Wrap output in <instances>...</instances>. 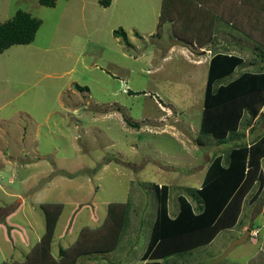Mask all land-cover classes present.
Masks as SVG:
<instances>
[{
    "label": "rangeland",
    "instance_id": "1",
    "mask_svg": "<svg viewBox=\"0 0 264 264\" xmlns=\"http://www.w3.org/2000/svg\"><path fill=\"white\" fill-rule=\"evenodd\" d=\"M53 1L0 0V24L17 11L41 22L32 43L0 53V264L23 258L44 231L41 205L58 203L53 254L83 226L100 225L108 204L128 203L117 249L77 264L141 263L155 216L150 185L170 187L174 216L177 196L189 198L183 189L199 187L209 160L231 145L199 135L206 70L195 62L206 53L178 38L180 24L168 21L157 33L161 0H111L107 8L98 0ZM117 30L129 45L113 36ZM241 37L221 33L222 44L238 46L217 50L246 59L236 73L254 70L253 43ZM263 197L264 183L255 184L236 228L159 264H264V209L254 213ZM251 216L257 243L222 258Z\"/></svg>",
    "mask_w": 264,
    "mask_h": 264
},
{
    "label": "trees",
    "instance_id": "2",
    "mask_svg": "<svg viewBox=\"0 0 264 264\" xmlns=\"http://www.w3.org/2000/svg\"><path fill=\"white\" fill-rule=\"evenodd\" d=\"M247 1L252 8L261 10L253 11L256 14L251 15L253 18L246 22L243 18L246 14L239 12L234 18L233 28L237 34L253 43L251 51L255 58L251 65L254 70L242 71L228 80L237 68L244 65V59L226 52L213 54L208 63L199 124L200 136L213 138L219 144L231 141L234 146L225 157L215 156L210 161L199 187L183 189L189 198L184 194L177 196L178 211L174 216L168 212L170 187L150 185L156 202L155 216L145 251L140 257L141 263L137 264H159L160 261L208 245L221 231L239 224L238 218L246 196L255 184L264 183L260 171V160L264 157V135L244 144L241 142L244 134L238 129L246 122L243 119L245 113L249 111L255 116L264 104V0ZM200 2L207 4L211 1L161 0L157 33L169 21L176 24V28L181 25L183 33L180 30L176 35L184 43L198 47L209 43L213 17L199 14L203 11L198 10ZM260 2L263 4L260 5ZM39 3L47 7L55 5L53 0H39ZM110 4L111 0H98V5L103 8ZM187 21L188 24L185 23ZM40 24V20L30 14L17 11L10 20L0 24V53L12 46L32 43ZM113 36L129 45L123 31H114ZM73 87L80 92L88 91L87 87L77 84ZM127 94L135 93L128 91ZM197 142L203 145L201 137ZM41 208L45 221L39 240L22 259L4 261L2 264H77L81 258L111 255L121 241L129 206L128 203L108 204L101 224L94 228L83 226L75 241L67 248H59L57 255L51 251V242L63 205L44 204ZM252 227L250 230H253Z\"/></svg>",
    "mask_w": 264,
    "mask_h": 264
},
{
    "label": "crops",
    "instance_id": "3",
    "mask_svg": "<svg viewBox=\"0 0 264 264\" xmlns=\"http://www.w3.org/2000/svg\"><path fill=\"white\" fill-rule=\"evenodd\" d=\"M210 1L211 2H208L207 4H205L207 1L205 3L200 2L201 3V6L198 5V10L203 9V11H201L199 14H201L202 16L213 17V19H212V31H213V35L211 37V41L209 43L201 46V47H198L197 46L200 50H203L206 53L204 55L205 57L202 58V61L201 62H195L199 66H202V67L204 66L205 67L206 76H207V70H208L209 60H210V58L212 57L213 54L219 52V51H217L219 48H221V47L226 48L227 47L226 49H228V46H230V48L231 47H234V46H238L235 42H232L230 44L229 43L228 44H225V43L222 44L221 39H220L221 38V33H226V32H234V33H237L236 31H234L235 29L233 28L235 16L238 15L239 12H241V13L243 12L244 14H248L249 11H250L249 14L250 15H253V14H256V13H252L253 11L261 10V8H259V9L252 8L253 6H250L247 3L248 2L247 0H210ZM249 1L251 2L253 0H249ZM262 4H263V2H260V5H262ZM209 13H211V16H210ZM209 20H211V18L208 19V21ZM203 25L205 27V24L202 23V26ZM206 28H208V24L206 25ZM242 38L245 39V40H247V42L250 41L248 38H246L244 36H242L241 39ZM250 43H251V41H250ZM252 46H253V44H252ZM204 48H207V50L204 49ZM208 48H210V49H208ZM239 48L240 49L244 48L246 50L247 47L246 46H240ZM250 49H252V48H250ZM212 50L213 51L216 50V52L214 51L212 53ZM230 52H233V51H230ZM230 52L228 51L226 53L232 54ZM234 55H237V56L241 57L238 54H234ZM241 58H243V57H241ZM243 61L245 63L246 62V59H244ZM236 70H238V68ZM236 70L234 71V73L232 74V76L230 78H227L228 80H231L232 78L236 77L239 74V73H236ZM205 84H206V78H205ZM203 88L205 89V87H203ZM203 95H204V93H203ZM203 99H204V96H203ZM201 107H202L201 108V112H202V110H203V103H202V106ZM243 119L246 120V122L243 123V127L240 126L238 128L239 131H242L243 134H244V136H243L244 139L241 140V142H244V144L245 143L248 144V143H250L252 141H255V140L259 139L260 137H262L264 135V128H262V127L261 128L260 127L258 128V124L264 123V104L260 107V109L258 110V112L256 113L255 116H253L248 111V113H245L244 114ZM247 120H249V122H247ZM227 137H228V134L226 135V138ZM227 143L231 144L230 145V148L232 146H234V142L229 141ZM221 145H224V144H221ZM230 148H229V150H230ZM229 150L228 151L227 150H225V151H223V150L218 151L217 154H215V156L225 157V155L227 153H229ZM215 156L213 158H215ZM212 159H210L208 163H210V161ZM223 160H224V158H223ZM263 160H264V157L260 160V171H261V173L263 175V179H264V173L262 171V162H263ZM207 167H206V169H207ZM205 172H206V170H205ZM263 209H264V207L262 208V210ZM251 218H254V217L251 216ZM239 220H238V222H239ZM252 225H253V223H252ZM245 227L248 228L249 227V224H246ZM245 227L241 231H239L238 233L239 234L244 233V231L247 229ZM234 228H236V227H233L231 229H234ZM223 231H225V230H223ZM223 231H221V232H223ZM254 232L257 233L256 237H250L249 239H247V241H249L251 244H256L257 243L256 238L258 237L259 233H258V231L256 229L250 230V234L251 235ZM258 253L259 254H264V235H263V237L261 239V242H260V245H259V248H258Z\"/></svg>",
    "mask_w": 264,
    "mask_h": 264
},
{
    "label": "water",
    "instance_id": "4",
    "mask_svg": "<svg viewBox=\"0 0 264 264\" xmlns=\"http://www.w3.org/2000/svg\"><path fill=\"white\" fill-rule=\"evenodd\" d=\"M264 203V197L261 200V203L258 204L255 207L254 213L255 215H258L259 212H263L262 205ZM254 218H251V221L249 222V227L244 231L243 235L240 238L235 239L230 246L223 252L222 258H224L231 250H233L237 245L243 244L245 241H247L249 235H250V228L252 226Z\"/></svg>",
    "mask_w": 264,
    "mask_h": 264
},
{
    "label": "built area",
    "instance_id": "5",
    "mask_svg": "<svg viewBox=\"0 0 264 264\" xmlns=\"http://www.w3.org/2000/svg\"><path fill=\"white\" fill-rule=\"evenodd\" d=\"M256 235H257V233H256V232L252 233V236H256Z\"/></svg>",
    "mask_w": 264,
    "mask_h": 264
},
{
    "label": "clouds",
    "instance_id": "6",
    "mask_svg": "<svg viewBox=\"0 0 264 264\" xmlns=\"http://www.w3.org/2000/svg\"><path fill=\"white\" fill-rule=\"evenodd\" d=\"M251 235V234H250ZM252 236V235H251ZM256 237V236H255Z\"/></svg>",
    "mask_w": 264,
    "mask_h": 264
},
{
    "label": "flooded vegetation",
    "instance_id": "7",
    "mask_svg": "<svg viewBox=\"0 0 264 264\" xmlns=\"http://www.w3.org/2000/svg\"><path fill=\"white\" fill-rule=\"evenodd\" d=\"M260 203H261V202H260ZM260 203H259V204H260Z\"/></svg>",
    "mask_w": 264,
    "mask_h": 264
}]
</instances>
